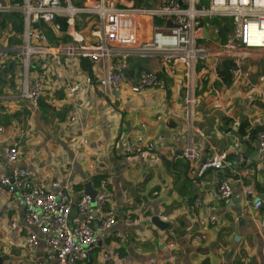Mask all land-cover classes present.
Returning <instances> with one entry per match:
<instances>
[{"label": "crops", "instance_id": "1", "mask_svg": "<svg viewBox=\"0 0 264 264\" xmlns=\"http://www.w3.org/2000/svg\"><path fill=\"white\" fill-rule=\"evenodd\" d=\"M143 20L147 35L142 33ZM4 28L11 33L8 44H17L19 32L9 23ZM139 34L148 36L147 19H141ZM246 56L242 64L254 83L264 74V49H248ZM249 56L262 60L252 64ZM60 58L64 62L65 55ZM35 62L32 76L34 71H42L41 61L36 58ZM129 64L131 71L162 67L158 57H131ZM49 65L47 84L54 93L46 90L37 107L20 97L22 73L15 60L0 68V122L5 126L0 146L17 143L18 166L28 168L40 183L67 181L74 200L86 182L94 189L100 178L110 176L107 188L113 197L108 209L118 219L103 239L128 255V264H264V227L257 223L264 220V204L245 211L244 203L249 188L264 197V152H259L256 138L264 129V85L257 90L219 86L210 92L206 88L192 106L182 103L183 76L161 74L166 84L170 81L165 90L132 93L125 87L111 96L84 85L78 92L82 100L78 125L67 122V69L64 63ZM89 65L87 60L83 62L80 77L87 71L95 74ZM226 130H232V135ZM132 137L152 142L154 148L126 156L123 144ZM189 146L198 152L192 162L181 156ZM215 152L226 153L232 165L227 175L239 198L217 197L216 182L222 173L208 169L197 176L204 158ZM240 154L246 159L243 164L237 163ZM0 167L4 171L11 168L1 153ZM194 192L210 201L217 216L214 223L208 221L206 212L192 207ZM157 213L168 216L167 228L148 220ZM126 214L140 218V224L124 223ZM22 217L23 205L17 195L0 198V255L6 257L2 264L32 262L18 248ZM7 220L15 221L16 227H3ZM151 258L153 263H149Z\"/></svg>", "mask_w": 264, "mask_h": 264}, {"label": "built area", "instance_id": "2", "mask_svg": "<svg viewBox=\"0 0 264 264\" xmlns=\"http://www.w3.org/2000/svg\"><path fill=\"white\" fill-rule=\"evenodd\" d=\"M0 13H18L21 30L19 42L9 45L11 33L0 30V68L15 60L22 73L20 97L37 107L40 98L48 90L49 62L53 66L64 63L67 69L65 98L69 112L67 122L80 124L82 100L78 96L82 86H95L104 95L111 96L127 87L132 93L146 89L166 88V79L161 75L184 77L182 103H196L197 91L208 89L214 92L213 83L220 78L218 66L223 59L232 61L231 83L223 85L230 89L250 86L256 90L264 85V74L251 82L250 72L242 64L251 48L264 49V0H4ZM149 3L151 6H144ZM226 18L219 25L205 20ZM141 19H147L149 34L140 36ZM170 21V25L167 24ZM209 36H216L222 28L227 30L224 38H205L203 27ZM63 23L65 28H63ZM11 24V23H9ZM12 25V24H11ZM204 40H212L206 43ZM57 42V44H55ZM64 54L62 62L60 56ZM158 57L159 70L141 69L131 71L129 58ZM41 61L42 71H33L35 59ZM90 64L95 74L81 77L83 62ZM164 75V74H163ZM54 83L57 84L56 81ZM61 83V82H60ZM220 88V87H219ZM81 127V126H79ZM5 126L0 122V142ZM197 133L204 138L199 129ZM232 135V130H226ZM257 146L264 152V129L257 132ZM152 142L144 143L140 137L129 138L122 148L126 156L144 154L152 150ZM4 160L11 165L8 171L0 167V198L17 195L23 205L21 235L18 248L23 258L31 264H128L130 258L116 250V246L105 242L110 228L118 217L108 207L112 204V193L108 190L110 176L99 179L95 195L82 194L75 199L70 184L58 179L49 183L34 180L32 172L18 166L20 151L17 143L0 146ZM181 156L188 162L198 157L195 148H185ZM243 155L238 164L245 162ZM208 169L222 173L217 179V197L230 200L236 196L228 172L232 165L225 152L206 156L197 176ZM192 207L206 212L209 222L217 216L212 212L210 201H205L197 192L193 193ZM245 211L258 209L264 204L251 188L244 195ZM159 220L168 222L167 215L157 213ZM127 225L140 224V218L129 214L122 217ZM151 221V219H148ZM234 223L237 219L233 220ZM264 227V220L257 221ZM5 228L16 227V222L7 220ZM1 256V255H0ZM95 258V260H94ZM155 260L151 258L149 263ZM11 264H24L16 261Z\"/></svg>", "mask_w": 264, "mask_h": 264}, {"label": "trees", "instance_id": "3", "mask_svg": "<svg viewBox=\"0 0 264 264\" xmlns=\"http://www.w3.org/2000/svg\"><path fill=\"white\" fill-rule=\"evenodd\" d=\"M19 19L20 17L18 16L17 13H9V14L2 16V18H0V24L4 27L7 23H11L15 29L14 31L20 32L21 25H20ZM63 28H65L64 23H63ZM231 67H232V61L230 59L226 58L222 60L221 64L218 66V69H217L220 78L213 83L214 87L218 88L219 86L221 87L223 85H229L231 83V80H232L231 73H230ZM40 104H41V100H39V106ZM228 127L229 128L227 129H231L230 126Z\"/></svg>", "mask_w": 264, "mask_h": 264}, {"label": "water", "instance_id": "4", "mask_svg": "<svg viewBox=\"0 0 264 264\" xmlns=\"http://www.w3.org/2000/svg\"><path fill=\"white\" fill-rule=\"evenodd\" d=\"M0 4L1 5H5V1L4 0H0ZM144 6H151V4L149 3H144L143 4ZM167 24L170 25V21H167ZM202 27H203V22H201L200 24ZM226 32L227 30L225 28H222L218 31V34L216 36H212L210 37L209 36V33L208 31L206 30V28L203 27L202 29V34L205 38H212L213 40H216L218 38H224V36L226 35ZM84 194H87L89 195L91 198H93V196L95 195V190L93 189V187L91 186V183L90 182H86L84 184V191H83ZM233 202H238L237 199H232ZM151 222L156 225L157 227L161 228V229H164V228H167L168 227V223L167 222H164V221H161L158 219V217L156 215L152 216L151 218ZM6 257L5 256H0V264H2L3 260H5Z\"/></svg>", "mask_w": 264, "mask_h": 264}, {"label": "rangeland", "instance_id": "5", "mask_svg": "<svg viewBox=\"0 0 264 264\" xmlns=\"http://www.w3.org/2000/svg\"><path fill=\"white\" fill-rule=\"evenodd\" d=\"M1 18V16H0ZM207 23H212V24H216V25H219L221 24L222 22H228L229 19H226V18H214L213 20H210V19H206L205 20ZM0 30H7V28H4L1 24H0ZM144 31V33H143ZM142 33L143 35H147L148 33V30H147V26H146V23H145V20H143V24H142ZM206 43L208 42H211L212 40H204ZM262 60V58H259V57H256V56H249L247 60H250V62L253 64L255 63L257 60ZM22 76V75H21ZM184 77H183V82H184ZM170 83V81H168V84ZM203 89H201L200 91H197L196 92V95H200L202 93ZM184 95V91L182 93Z\"/></svg>", "mask_w": 264, "mask_h": 264}]
</instances>
